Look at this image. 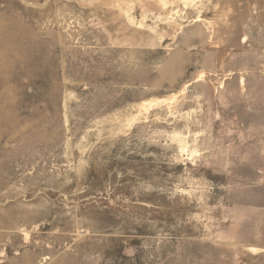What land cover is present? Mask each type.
Listing matches in <instances>:
<instances>
[{
  "label": "rangeland",
  "instance_id": "obj_1",
  "mask_svg": "<svg viewBox=\"0 0 264 264\" xmlns=\"http://www.w3.org/2000/svg\"><path fill=\"white\" fill-rule=\"evenodd\" d=\"M0 264H264V0H0Z\"/></svg>",
  "mask_w": 264,
  "mask_h": 264
}]
</instances>
